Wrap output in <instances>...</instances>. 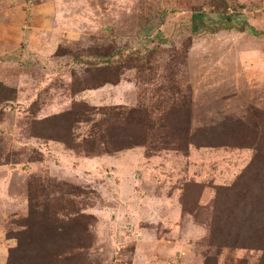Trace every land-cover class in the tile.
<instances>
[{
  "label": "rangeland",
  "instance_id": "rangeland-1",
  "mask_svg": "<svg viewBox=\"0 0 264 264\" xmlns=\"http://www.w3.org/2000/svg\"><path fill=\"white\" fill-rule=\"evenodd\" d=\"M17 247L264 264V0H0L4 264Z\"/></svg>",
  "mask_w": 264,
  "mask_h": 264
},
{
  "label": "trees",
  "instance_id": "trees-1",
  "mask_svg": "<svg viewBox=\"0 0 264 264\" xmlns=\"http://www.w3.org/2000/svg\"><path fill=\"white\" fill-rule=\"evenodd\" d=\"M201 19H202L201 14H199V13H192L191 14V16H190V31H191V33L196 32L197 26H198L196 22H200ZM18 251H19L18 247L15 250H10L9 254L6 258L5 264H15V262L13 261V257H14V253H17Z\"/></svg>",
  "mask_w": 264,
  "mask_h": 264
},
{
  "label": "crops",
  "instance_id": "crops-1",
  "mask_svg": "<svg viewBox=\"0 0 264 264\" xmlns=\"http://www.w3.org/2000/svg\"><path fill=\"white\" fill-rule=\"evenodd\" d=\"M0 257H1L0 261L2 260L1 264H4L5 255L3 253V249L2 248H0Z\"/></svg>",
  "mask_w": 264,
  "mask_h": 264
}]
</instances>
